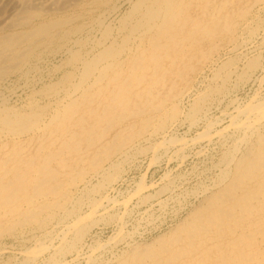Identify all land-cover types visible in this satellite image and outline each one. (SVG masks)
I'll return each mask as SVG.
<instances>
[{"label":"rangeland","instance_id":"obj_1","mask_svg":"<svg viewBox=\"0 0 264 264\" xmlns=\"http://www.w3.org/2000/svg\"><path fill=\"white\" fill-rule=\"evenodd\" d=\"M31 1L0 0V116L5 108L36 124L19 135L0 123V174L52 153L55 175L0 208V264H120L191 219L259 148L264 117L243 109L264 101V0ZM169 3L199 17L206 34L182 44V59H165V74L150 67L138 89L156 80L151 93L119 109L111 128L95 127L90 143L62 145L64 129L81 136L74 123L92 121L85 97L149 53L151 26ZM152 7L163 14L151 19ZM17 36L25 39L16 46L4 42ZM106 49H113L107 58ZM72 101L78 107L67 116Z\"/></svg>","mask_w":264,"mask_h":264},{"label":"bare ground","instance_id":"obj_2","mask_svg":"<svg viewBox=\"0 0 264 264\" xmlns=\"http://www.w3.org/2000/svg\"><path fill=\"white\" fill-rule=\"evenodd\" d=\"M29 1L32 2L31 0ZM151 9L153 10L150 11L149 14L152 16L151 19L160 17V13H162L160 8L156 7L155 9L152 7ZM163 11L164 17H161L160 21L154 22L151 26L156 28L155 31H153V33L148 36V41L151 44L149 53L140 54L136 61L130 63V67L133 70L132 73L127 75L122 73L117 75L114 74L109 78V81L102 86L103 88H99L98 92H94L85 97V102L88 103L87 107L90 108L87 114L88 117L92 118V121L90 124H86L85 121H87V116H82L77 122L74 123L75 125H79L81 136H76L72 127L64 129L62 133V145L66 146L70 141H79L82 138H85L90 143L93 141V139H95L96 136L99 135V133H94L95 127L99 128L100 125L103 124L104 126L102 130H104V127L111 128L112 122H114V120H118L117 117L115 118V115L119 109H125L131 99L141 98L146 96V94L151 93L152 87L155 85L156 80L149 79V81L145 82V84H142V87L139 88L140 90L138 89V85L145 81L147 71L150 69V67L153 70L151 73L152 75L158 74L160 72L161 74H165L167 72V69L164 66L165 59L171 58L172 55L175 54L176 58L182 59V56H185L186 52V48L182 44H184L185 41H189L190 39L199 41L197 35L206 34V27L202 23L201 19L196 15L192 16L190 13L185 12L182 3H169L167 7L163 9ZM47 27L38 28L30 34L36 35L40 32H44ZM25 35L29 34L25 33ZM19 39L22 41V39L25 38L24 36L23 38L18 36L10 37L7 40H4V42H6L8 45L12 43L16 46V44L19 42ZM22 52L23 51H21V53ZM200 52L202 53L200 56L202 57L201 60L203 61V59H206L207 54L204 50H201ZM112 54L113 49H106L103 56H106L107 58ZM7 57L9 58V56ZM172 62L174 61H171V64H173ZM91 63L93 62L91 61ZM111 65L112 64H107L106 66L108 67ZM35 66L37 65L35 64ZM83 72H81L82 75ZM24 73L27 72L24 71ZM24 76H26V74ZM2 77H4V74ZM2 87L3 86L0 85V94L3 90ZM95 93L96 95H94ZM95 96L97 97L95 98ZM94 101L96 105L90 107L91 103L93 104ZM77 107L78 105L75 103V101L69 103L66 106V115L68 113V115H71ZM243 110L247 111V113L253 112L252 114L257 112L261 115V117H264V101L256 104H249ZM3 111L6 115L0 116V123L3 122L10 131L20 135L33 129L35 124L34 120H30L29 117L17 112L10 113V111L5 108ZM13 115L18 116L15 121L12 119ZM68 118H70V116ZM42 127L43 126L39 128ZM125 140L127 139H123L122 144H125ZM78 148L79 147H77V149ZM109 149L110 148L104 150V154H108L110 152ZM59 151L57 153H59ZM47 156L49 157L44 158V163L42 162L38 165H35L33 162L35 157H29L26 160L22 158L15 162L14 167H10L4 172L2 171L3 173L0 174V208L10 205L11 203L14 205L13 203L18 200V192L28 193L29 188L33 186L36 188L35 192L38 193V191H41L38 189L39 186H44L46 183L49 185L48 176L51 178L52 176L54 177L55 174L53 173V169H51L48 164L51 161L50 156H53V154L50 153ZM96 162L97 161L93 162L91 165L97 166ZM240 162L242 163H239L237 166V172L233 178L229 180L230 182L227 185L225 184V187L210 197V201L207 203V205L198 210L195 215L193 214L191 219L189 218L184 223L179 225L173 232H171L169 236L161 237L153 244L147 245L143 249L135 248L131 260L125 259L120 264H142L144 261L143 257L150 258V264H264V136L260 138L259 148H257L256 152L251 153L246 161L242 159ZM29 170L34 171L35 174L28 173ZM82 171H84V168L81 170L79 176L83 178L85 173ZM9 173L10 175H8ZM47 192L49 191L47 190ZM65 195L66 194L63 193L62 196ZM30 201L32 202L33 200ZM43 203H45V201ZM34 214L35 213L30 212L28 216L33 218ZM22 215L23 214H21V216ZM75 222H77V220ZM259 236L262 237L261 241L257 240V237Z\"/></svg>","mask_w":264,"mask_h":264}]
</instances>
